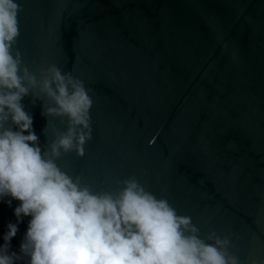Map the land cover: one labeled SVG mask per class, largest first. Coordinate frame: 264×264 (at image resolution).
I'll use <instances>...</instances> for the list:
<instances>
[{
  "label": "water",
  "instance_id": "95a60500",
  "mask_svg": "<svg viewBox=\"0 0 264 264\" xmlns=\"http://www.w3.org/2000/svg\"><path fill=\"white\" fill-rule=\"evenodd\" d=\"M17 3L21 67L39 79L54 65L92 99V139L82 157L62 154L61 170L93 192L135 178L201 239L228 237L240 264H264V0ZM43 99L33 90L21 100L42 151L66 131V120L42 114ZM9 199H0V245L17 222Z\"/></svg>",
  "mask_w": 264,
  "mask_h": 264
},
{
  "label": "clouds",
  "instance_id": "9594fccd",
  "mask_svg": "<svg viewBox=\"0 0 264 264\" xmlns=\"http://www.w3.org/2000/svg\"><path fill=\"white\" fill-rule=\"evenodd\" d=\"M21 11L17 0H0V199L19 202L17 222L7 224L0 245V264H240L227 251L228 237L210 232L201 239L190 217L135 178L122 181L116 193L93 192L61 170V155L82 157L92 139V99L82 81L54 65L39 79L21 67L20 53L13 54ZM33 90L44 98L45 117L66 120V131L54 133L43 151L21 104ZM24 217L31 219L19 254L10 252Z\"/></svg>",
  "mask_w": 264,
  "mask_h": 264
}]
</instances>
